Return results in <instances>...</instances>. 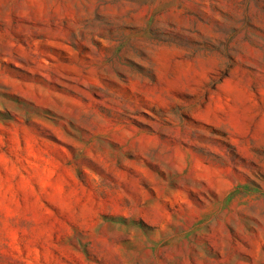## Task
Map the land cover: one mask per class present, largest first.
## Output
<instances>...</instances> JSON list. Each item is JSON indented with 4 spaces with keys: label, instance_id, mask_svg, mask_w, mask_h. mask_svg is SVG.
Segmentation results:
<instances>
[{
    "label": "rangeland",
    "instance_id": "rangeland-1",
    "mask_svg": "<svg viewBox=\"0 0 264 264\" xmlns=\"http://www.w3.org/2000/svg\"><path fill=\"white\" fill-rule=\"evenodd\" d=\"M0 264H264V0H0Z\"/></svg>",
    "mask_w": 264,
    "mask_h": 264
}]
</instances>
